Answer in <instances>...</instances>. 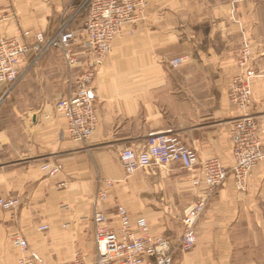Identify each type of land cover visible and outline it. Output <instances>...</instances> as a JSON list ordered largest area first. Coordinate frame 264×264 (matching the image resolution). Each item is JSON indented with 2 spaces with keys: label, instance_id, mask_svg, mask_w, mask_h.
I'll list each match as a JSON object with an SVG mask.
<instances>
[{
  "label": "crops",
  "instance_id": "obj_1",
  "mask_svg": "<svg viewBox=\"0 0 264 264\" xmlns=\"http://www.w3.org/2000/svg\"><path fill=\"white\" fill-rule=\"evenodd\" d=\"M145 2L143 20L124 27L95 73L91 93L98 125L89 140L69 139L64 121L53 113L61 96L49 106L39 101L17 112L13 127L0 131V168H5L0 171V198L19 201L14 216L6 213L0 228H18L32 247L29 253L42 264L71 260L78 231L62 225L91 217L95 208L114 222L116 207L124 206L144 217L154 236H181L183 213L198 193L190 186L193 173L179 166L178 228L164 213L168 192L160 168L126 176L118 158L123 148L139 149L149 134L170 129L200 159L215 158L230 168L232 123L249 115L264 124V54H259L264 49V0ZM86 16V0H0V35L12 36L19 29L51 34L67 25L82 36L77 50L86 64ZM243 40L250 44L251 66L260 74L251 83L246 110L227 99ZM32 57L28 53L21 70ZM177 57H185L184 64L170 68L168 62ZM53 163L63 170L49 178L41 167ZM101 181L112 182L113 194L95 204ZM60 182L65 186L59 187ZM41 225L49 226L50 243L34 248V232ZM91 228L92 256L85 253L89 260L94 255L92 222ZM195 230V247L178 253L174 264H264V161L251 171L245 191H238L228 177ZM12 247L18 261L20 252Z\"/></svg>",
  "mask_w": 264,
  "mask_h": 264
},
{
  "label": "built area",
  "instance_id": "obj_2",
  "mask_svg": "<svg viewBox=\"0 0 264 264\" xmlns=\"http://www.w3.org/2000/svg\"><path fill=\"white\" fill-rule=\"evenodd\" d=\"M87 16L84 24V47L89 61L82 64L77 47L81 37L76 31L62 25L51 34L19 29L12 36L0 35V85H14L20 75V65L28 53L33 61L39 60L50 50L58 51L63 59L69 88L67 93L54 103L53 113L60 117L72 142L84 143L90 139L98 125L91 87L95 73L111 52L112 44L123 34L126 25L136 26L143 20L145 0H86ZM259 54H264L261 50ZM253 51L248 41L243 40L236 58L237 73L231 78L227 92L228 102L240 110H246L252 99V81L259 73L251 66ZM185 57L168 62L170 68L180 67ZM78 70V73L75 71ZM80 70V71H79ZM232 164L224 167L218 159H200L198 153L189 148L172 130L151 133L145 144L139 148H123L118 158L126 176L137 171L167 168L171 165L193 173L192 189H197L195 201L184 211L181 219V236L169 239L154 236L147 220L134 211L116 207V220L94 209L91 215L93 225V259L81 251H75L71 260L53 264H174L178 253H189L197 242L195 226L209 200L217 189L232 177L235 188L245 191L251 171L264 161V124L249 115L236 119L229 132ZM62 165L45 164L41 171L49 178L62 173ZM95 195V204L109 200L113 194L111 181H101ZM59 187L65 183L60 182ZM19 206L16 198H0V209L13 211ZM65 214L68 206L62 208ZM65 222L62 227L75 225ZM49 230L48 225L38 227L39 232ZM12 245L19 250L17 264H42L29 253L27 241L16 231L11 235Z\"/></svg>",
  "mask_w": 264,
  "mask_h": 264
},
{
  "label": "rangeland",
  "instance_id": "obj_3",
  "mask_svg": "<svg viewBox=\"0 0 264 264\" xmlns=\"http://www.w3.org/2000/svg\"><path fill=\"white\" fill-rule=\"evenodd\" d=\"M75 73H78V70ZM67 74L61 54L56 50L48 51L36 62L33 61L32 57L21 70V75L14 85H0V131L6 126L9 129L13 127L17 112L38 106L39 101H42L45 106L46 104L49 106L59 96L65 95L69 88ZM17 97H24V101L17 102ZM2 169L5 168H0V171ZM160 170L161 179L167 182L168 192L164 213L168 220L179 228V167L171 165L167 168L161 167ZM17 208L12 212L0 209V223L4 221L6 213H12L14 216ZM77 220L73 226L78 231V237L72 252L81 251L92 256L91 217L77 218ZM70 222H74V220ZM16 231L23 237L18 228L12 232H9L7 228H0V264L17 263V255L10 238ZM47 233L48 231L39 232L38 229L34 232L36 234L33 239L34 248H38L41 243H48L49 245L50 242L46 239ZM30 249H32L31 246L28 247L29 252H31ZM177 260H179V256Z\"/></svg>",
  "mask_w": 264,
  "mask_h": 264
}]
</instances>
